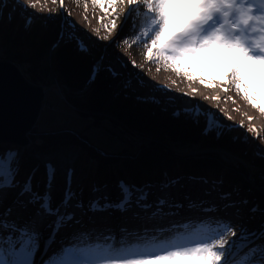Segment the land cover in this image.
Listing matches in <instances>:
<instances>
[{"label": "rangeland", "instance_id": "1", "mask_svg": "<svg viewBox=\"0 0 264 264\" xmlns=\"http://www.w3.org/2000/svg\"><path fill=\"white\" fill-rule=\"evenodd\" d=\"M14 1L0 0V7H4L7 10L8 4L11 3L8 9L9 12H12L11 14L14 15L15 11L20 10L24 17L27 16L28 20H35L37 21V23H41L43 25H48L50 22L54 23L55 21H60L59 25L57 24L60 32L58 33L56 43L59 44L60 40L61 43L64 41H73V43H75L76 40H79L82 46L85 47V50L89 51L91 55L98 57V61L93 66L94 68L90 72L91 80L94 79L96 71L101 68V71L106 73L108 80L112 78V84L110 82L109 83L115 91H128L129 93L136 96L134 98L141 99L144 102L150 103V106H153L147 107L150 112L143 117L141 116L142 121H138L137 126L144 125L145 128L148 129L153 124H159L157 121V117H160V114H173L178 109L181 110L182 108L192 109V111H196L195 109L199 108V113L205 116L207 115V120L210 119L211 123H219L221 125L223 124L224 126H239L240 128L242 127V129H248L249 131H257L258 136L253 140H250L248 144L251 145L255 153L261 156L264 155V112L260 111V106L264 105V66L252 64L242 59L238 61L242 69L247 73L246 79L254 86L253 91L255 93L254 100L256 105L254 106L253 103H250L245 98L243 92H238L231 85V82L229 80L231 66L233 62L237 60V57H235V55L231 52L225 53L222 50L219 52L205 51L203 53V55L205 56L203 60L189 62L193 64L192 67H188L185 65H174L172 62L166 61L162 57H158L155 51L153 52L152 56L149 57L147 55V48L150 46V41L154 33L147 37H145V33L150 32L151 28L154 27V25L151 24L152 14L148 12L144 4V0H140V2L135 5H127L123 0H119L118 4L112 5L113 1L115 0H100V3L104 5L103 8L99 6V3H94L93 0H32L31 4L28 3V0H19V3L17 2V0ZM262 8L264 9V3L262 4ZM184 17H186V12L179 11L176 19L179 21ZM142 22L144 24L138 30V27ZM113 24H115L116 27H112ZM3 25L4 23H0V28H2ZM174 30V28L170 27L169 31L171 32ZM50 36L53 37L52 34ZM56 43H54V45ZM214 53L217 58H221L225 63L223 85L217 88V96L220 97L221 101L219 104V108H217V101L219 100L213 99V89L209 87L211 82L209 81L208 71L210 69V59ZM49 61L51 60H47V63ZM198 69H201L203 71L201 75L204 78H201V82L199 83L196 82L195 84H191V86L195 85L197 89H194V91H189L188 89H186L185 94H181L179 90H176V87L178 85L170 78V74L168 72L172 73L175 78H179L180 75H184L180 73H186L190 71L192 72V74L189 76V78L190 80H192L199 76V72H197ZM156 71L158 72V74L159 72L163 73V76L167 77V82H163L166 80L165 77L161 76L162 78H157L155 75ZM53 72L54 71H51L48 77H52L54 74ZM45 84L48 87L50 85V82L48 81ZM88 89L89 88L82 86L80 91L85 93L88 91ZM67 90L68 89L66 88H62L61 91L59 88H55V94L52 92L53 90H50L49 93H47V103L45 104L44 102L43 107L46 108V111H52V108H54L55 106L57 108V111H53L54 115L51 116L45 115L44 117H42L41 114L40 120L37 121L36 126L31 130L30 138L31 142H33L35 141V139L33 138L34 135L42 132L45 133L47 131H54L56 134L59 132H68L76 135L81 144L76 143L77 146L75 145L77 148L76 154L74 155V157H77L73 172L75 174V177L84 175V171L80 172L79 170H76V168L79 169L80 161H82L83 166L84 160L89 159L87 157L88 152L93 154L91 155L92 158L90 157V159L91 161H93L92 163L94 165H115L130 161L128 169L131 172H136L135 176H139L138 172L140 170L150 172L151 170L155 169L154 167H166L173 163H191V165L193 166L189 168L191 172H204L206 168H209L210 165H212V163L209 160L201 159H215L216 162L217 160H219L220 162L227 164H230L231 162V165L228 164V166L226 167L227 169L231 170V172H237L241 169L237 162L240 163L239 161H242V159L239 157V153L233 151L230 146L232 143L239 147H244V145L238 143L235 138L233 129L228 130L226 127L217 129L220 131L217 133H229L222 134V136L224 135L225 137L224 139H215L216 135H214V139H210L216 144L218 142H221V144L218 145L220 148H216V145L212 146L202 143V138H206V136H200L199 134L195 133L193 134V131L188 130V128L186 127L182 130L178 129L176 125V121L178 120L172 116H169L170 124L168 128L173 129V131L171 132L176 133L174 135L170 133L166 137L164 143H160V146L158 144L149 146L152 143L149 145H145L144 141H141L136 136L130 135L128 131L124 129L123 126L125 125L119 122L124 121L120 118L118 120H112V122L99 119L98 122L97 119L90 117L87 111L82 112L85 113L84 115L76 111L71 106L70 99L67 97ZM63 91L65 97L61 95ZM60 96L64 97V99L60 98ZM57 97L62 100L69 108L68 113L70 117H68L67 111L63 110L64 106L62 104H58L59 100L57 99ZM223 97H226L227 101L224 102V100H222ZM89 98L93 97H87V99ZM154 101H157L158 103ZM245 103L251 104L254 107L253 113L244 108ZM187 104L190 105L187 106ZM157 106L159 109H155ZM138 112L139 111H136V114ZM91 113L94 114L95 112L91 111ZM136 117L139 118V116ZM103 122L105 123V125L101 127V124ZM128 122L129 124H131V121ZM44 126H46V128ZM159 130L169 132L168 130H165L163 128H158L157 130H154V132H160ZM181 133L186 134V136L193 134L192 140H184L186 142L181 143ZM191 141H193L194 143ZM57 145L59 146L61 144ZM70 145L71 144H67V147L66 145H64V148L61 147L60 149H58V147H52L51 150H54L55 148H57L58 150L50 156L51 159L58 158V160L60 161L67 160L66 158L70 156L67 154V148H69ZM146 146L149 149L159 151L160 153V156L157 157V160H153L154 162L149 164V166H143L142 163L138 162L142 161V158L145 154L134 152L138 147H141L142 150ZM121 148L128 149L129 157L125 154L114 155ZM23 149L27 150L26 148ZM84 149H86V152L84 151ZM26 152H29V150H27ZM182 153L193 157H185V155H183ZM61 156L64 157L62 158ZM98 157H101V159H99ZM198 161H201V163H198ZM136 162H138L139 165ZM242 163V165L246 164L244 162ZM88 164L90 165V163ZM152 164L154 165V167H150V165ZM65 176L66 178H68L67 174H65ZM239 176L241 177V179L243 178L246 181V184L263 193L260 196H263L261 197V201L264 202V187L256 185V180L251 177L250 173L248 175L241 174ZM176 178L181 182V184L183 182H194L201 189L217 186L215 188H219V197H217L212 204L216 205L218 203H221L222 206L225 205V210H227L229 206L227 202L234 200L235 198H241L243 200L241 193H238L235 189L227 186L224 182L219 180L207 181L202 179V177L200 176L191 174L180 175ZM177 179L172 181H176ZM78 182L79 181H76V183ZM167 183H170V181L166 182L165 184ZM159 184L162 185L163 183H140L133 184L131 186H135L136 189H140L141 191H144L145 189L147 190L149 187L150 189H152V193L153 191H158L159 189L162 192H165L164 190L166 189L162 188V186ZM38 185L42 186L43 181L39 180ZM46 185L47 183L44 184V189ZM22 187L23 186H20L18 188H10V194H7L6 198L3 199L1 214H3L7 209H11V213L7 217V219L12 218L17 207L21 205L16 201L18 199L22 200V198L18 196V193L21 190L20 188ZM112 187H115L114 189H112V197L117 203V197L121 195L120 185L105 187L107 191L100 193V195H98V198L102 200L103 195L109 192L110 188ZM244 187L247 186L244 185ZM186 193L187 192L183 191L184 197H186ZM73 196L74 198L72 197V199L75 200L77 196ZM77 199L78 201L81 200V198ZM151 199H153V197ZM71 200L69 201V203H76L75 201L72 202ZM105 202L106 201L102 200V205L105 204ZM148 202L149 204H152V201L150 202L149 200ZM193 203H195V200L193 201ZM207 204H210V202H207ZM38 205H40L39 202L37 204H29V214H31L34 210L40 209L37 207ZM152 207L148 208L145 211L148 216L155 213ZM31 208L35 209L30 211ZM63 208L64 206H61L60 213H62ZM250 208L251 206H249L248 203L244 204V206L241 207V212H247L246 216L248 220L252 219V221H249V223L248 220H241L240 223H230L231 221H237L236 218L231 217L232 215L230 212L233 211L230 210L228 211V213L230 214L228 216L229 220H226V223L216 222L214 220L203 222L201 218L202 215L190 218L193 220L192 223H190V219L182 218H178L170 222H164V224L168 223V227L166 228V231L163 232V234H166V236L169 234L175 235L177 233L190 235V232L198 230L199 225L208 226L211 224L208 232L214 230L219 231L220 233H223V239H225L226 241H237L239 243L238 238L241 235V227L245 228L247 232H256L257 230L255 229L259 227L260 230V222L264 219L263 214H261V216L252 217V214L248 213ZM150 209L151 211H148ZM234 210L238 211L236 209ZM26 222L30 221L23 220L19 224L23 225ZM194 222H198L197 227H194L192 225ZM227 223H230V227L228 228L226 227ZM147 226L149 225H146L145 228ZM94 227L95 226H91L92 231ZM86 228H89V226H87ZM166 236L162 235L163 240L166 239ZM197 236L205 237L204 233L199 232ZM214 237L215 236H211V234H208L205 238L210 240ZM66 239L67 238H64V240ZM185 239L187 238L176 239V241L179 243L178 240H182L184 244H187V242H185ZM218 239H221V234L209 242L202 243H214V241ZM255 244H264V240H261ZM174 245L177 246V244ZM188 245L190 246L187 247L195 246L191 245L190 243H188ZM241 250L243 249L238 250L237 248H234L233 255L235 254V252ZM258 259L259 254L257 255V260Z\"/></svg>", "mask_w": 264, "mask_h": 264}, {"label": "snow or ice", "instance_id": "2", "mask_svg": "<svg viewBox=\"0 0 264 264\" xmlns=\"http://www.w3.org/2000/svg\"><path fill=\"white\" fill-rule=\"evenodd\" d=\"M17 2L19 3V0ZM93 2L99 3L101 8L104 7L100 0H93ZM139 2L140 0H129L130 5ZM28 3L31 4L32 0H28ZM144 4L148 12L152 14L151 24L154 25L150 32L145 33V37L154 33L150 46L147 48L149 57L155 51L158 57H162L174 65L192 67L193 64L189 62L203 60L205 51L231 52L237 57L231 66L229 76L231 85L238 92H243L245 98L256 106L254 86L246 79L247 73L238 61L242 59L264 66V14L251 15L250 7L247 10L237 9L238 19L235 22L229 21V11L234 8L231 0H144ZM181 9H191V12L178 21L176 17ZM217 14L223 17L222 23L220 20L214 19ZM253 21L258 22V36H245L242 31L237 33L231 30H222L225 25H229L234 30L241 25L249 26ZM31 22L29 20L28 24ZM112 27H116V25L113 24ZM170 27L175 30L170 32ZM251 31L253 33L257 31V24L252 25ZM260 111L264 112V105L260 106ZM18 172L19 161L16 151H8L5 155H0V191L20 186L19 181L15 179ZM53 178L54 169L48 165V184L46 185L48 189L51 188ZM67 179L68 188L61 201V205L64 207L68 206L74 195L71 191V170H69ZM171 183H175V181ZM163 187H168V184H164ZM120 188L121 199L119 202H106L101 205L100 199L97 198L90 202V210L104 211L108 208H115L125 211L133 202L134 192H140L136 199V203L140 207L144 209L152 207L151 204H140V201L147 200L148 191L146 189L140 191L135 186L125 185L124 182L120 183ZM97 190L93 189V191ZM25 195L29 196L26 203L19 199L16 202L25 207L27 204L39 202L40 208L47 214L56 216L52 225L53 230L45 239L42 233L36 229L34 221L20 225L15 220H8L7 217L10 215L11 209L5 210L3 214H0V217H3L0 218V264H36L37 253L41 250V241H44L45 252H47V249L56 242V236L66 221L73 219L72 213L59 214L61 205H57L56 208L51 207L50 191H46L44 194L33 191L31 177L18 193L19 197ZM104 199L107 201V197ZM157 204L164 205L165 200L161 198ZM76 207L79 208L82 205L78 203ZM174 207H179V205H174ZM257 210V207L251 209L253 212ZM120 231L125 235L119 239L108 230L106 235L99 236L94 244L89 242L87 246L77 243L74 235L70 246H64V242L61 241L59 250L55 251L47 260H43V264H96V261L100 259L105 260L106 264H230V261L235 259L234 248L238 250L249 248V251L238 260V264H253L254 261L256 264H264V244L250 247L255 240H264V230L259 233L255 231L249 233L241 227L239 243L226 241L221 233V239L215 240L214 243H197L192 247L175 246L155 253L147 248L128 246L132 243L128 240V236H136V243H139L140 231L143 232L144 237H147L150 229L129 232L121 228ZM156 231L161 230L157 229ZM257 254H259L258 260Z\"/></svg>", "mask_w": 264, "mask_h": 264}, {"label": "trees", "instance_id": "3", "mask_svg": "<svg viewBox=\"0 0 264 264\" xmlns=\"http://www.w3.org/2000/svg\"><path fill=\"white\" fill-rule=\"evenodd\" d=\"M9 5H11V3L8 4L7 10L4 7H0V23H4L3 27L0 28V58H8L16 61L22 68V71L27 79L35 83L48 80V75L52 69L48 66L47 54L48 50L53 48L51 55V63L54 69L53 75L57 77L58 82L62 85H68V90L66 91L67 97L70 99L71 106L79 113L87 111L90 117L97 119L99 122V119H107H104V117L101 119L99 115H94L91 111H98L99 114H103L104 111H108L109 114L115 113L117 115L116 110L112 109V107L115 105L118 106L120 103H125V109H139L140 105L144 107H153L150 106V103H145L141 99H136L134 96L125 93L124 90L115 94L114 89L110 84L112 78L108 80L106 73L102 72L101 68L96 71L88 91L85 93L81 92V87L91 81L90 72L92 71L94 62L98 60V57L91 55L89 51L85 50V47L82 46L79 40H76L75 43H73V41H64L61 43V40L59 44L56 43L58 33L60 32V29L57 26L60 21H55L54 23L50 22L48 25H43L41 23H37L35 20H31V24H28L30 19L28 20L27 16L24 17L20 10L15 11L14 16L11 14L12 12H9L8 10L10 7ZM51 34L53 37L50 36ZM54 43L56 44L54 45ZM52 92L55 94L54 91ZM87 97L93 98L87 99ZM57 99L59 100L58 104H62L64 106L63 110H66L68 113L69 108L58 97ZM93 99H96L95 103L91 101ZM105 99L110 104V108H104L103 105L105 101L102 102V100ZM83 101H85V107H83L84 104L80 105ZM155 109H159L158 106ZM198 109H195L196 111L184 110L178 114L176 113L170 115L178 120L176 121L178 129L182 130L186 127L188 130L193 131V134L195 133L200 136H206V138H202V143L205 145H216V148H218V145L221 144V142L216 144L210 139H214V135H216L215 139H224L225 137L224 135L222 136V134H227L229 132L217 133L220 132L217 129L226 127L228 130L233 129L236 140L238 143L243 144L244 147H239L233 143L230 146L233 151L239 153L238 155L242 159V161H239L240 163L237 162V164L241 167V169L237 172H231L219 167V165H224L226 168L229 163H222L219 160L216 162L215 159H209V161L216 162L217 164H215V166L210 165V167L206 168L204 172L198 171L192 172L191 174L204 177L207 180L222 181L227 186L235 189L238 193H244L245 189V192L250 195L243 194V200L246 202L249 201L251 207H257V209L264 211V202L261 201V197L263 196H260L263 193L260 191L261 194H259L258 190L253 187H251L252 191H248L251 188L244 187L246 183L242 182V179L239 176L241 174L248 175L250 173L251 177L256 180V185L264 187V155L261 156L255 153L251 145L248 144L250 140H253L258 136L257 131H249L248 129H242V127L240 128L239 126H224L219 123H211L203 114L199 113L200 110ZM53 111H57V108L52 111H46V108H44L42 111V117L45 115H54ZM82 114L84 115L85 113ZM164 116V114H160V118ZM68 117H70L69 113ZM125 121L128 123L127 125L131 126L127 120ZM169 123L170 122L168 120L166 124ZM104 125L105 123L103 122L101 127ZM44 127L46 128V126ZM138 128L140 130H144L141 127ZM193 134L186 136V134L181 133L180 135L182 141H184L192 140ZM33 138L35 141L32 142L33 146L30 148L31 150L29 152H26L27 150L24 149L21 150L20 147L11 143H0V155H5L8 151H16L18 153L19 172L15 179L19 181V183H23L22 181L26 182L28 178L31 177L32 186L40 192L41 186L38 185V181L44 179L48 172L46 166L40 163V157L46 154L53 155L61 147L64 148V145L67 147L68 143L76 142L79 144L80 141L74 134L68 132H59L56 134L54 131H47L45 133L42 132L34 135ZM56 143L61 145L58 146V149L55 148L54 150H51ZM140 154L145 155L142 158V161L137 160L139 163H153V160H157V157L160 156L158 151H154L152 149H143ZM88 155L91 156L93 154L88 152ZM98 158L101 159V157ZM138 162L136 163L138 164ZM242 162L247 163L249 170L242 165ZM88 163H90V165L87 164V166L82 169L86 174L78 187V190L86 194H89L93 189L106 184L117 185L124 182L125 185L131 186L132 184L169 181L174 179L176 176L189 173V168L193 167L191 163H173L166 167L152 166L155 169L150 172L140 170L138 172L139 176H135L136 172H131L128 169L127 165L129 162H123L115 165H94L91 161ZM229 165H231V163ZM79 167L82 168V161H80ZM54 177L58 182L60 181L59 176Z\"/></svg>", "mask_w": 264, "mask_h": 264}, {"label": "bare ground", "instance_id": "4", "mask_svg": "<svg viewBox=\"0 0 264 264\" xmlns=\"http://www.w3.org/2000/svg\"><path fill=\"white\" fill-rule=\"evenodd\" d=\"M127 5L129 4V0H123ZM119 3V0H115L113 1L112 5H116ZM180 12H186V16L190 14L191 9H181L179 10ZM204 56V55H203ZM205 58V56H204ZM215 60V61H214ZM224 62L221 58H217L215 53L212 55L211 59H210V69L208 71L209 73V81L211 82L209 87L213 89L212 92V96L213 99H217L219 101H217L218 106L217 108H219V104H220V97L217 96V88L219 86L223 85V81H224V74H225V67H224ZM197 72H199V76L195 79L190 80L189 76L192 74V72H186V73H180V74H184V75H180L179 78H175L172 73L168 72L170 74V78L178 85L176 87V90H179L181 92V94H185L186 89H188L189 91H194V89H197V87L195 85L191 86V84H195L196 82L199 83L201 82V78H204L201 73H203V71L201 69H198ZM155 75L157 78L159 77H165V81L163 82H167V77L163 76L164 74L156 71ZM161 77V78H162ZM162 82V83H163ZM222 100L227 101L226 97H223ZM190 104H187V106ZM244 108H246L248 111H250L251 113H253L254 107L251 104L245 103L244 104ZM252 117V116H251ZM255 119V117H254ZM40 120V117H39ZM71 144L69 146V148H67L68 151V155H70L68 157V159L66 160V162L68 163H72L73 162V156L76 154L77 151V144L76 142H71L68 143ZM79 144H81L79 142ZM76 145V146H75ZM54 147H58L57 144H54ZM27 150H31L29 146L25 147ZM149 149V148H147ZM84 151L86 152V149H84ZM50 154H46L43 155L42 158L40 157V163L43 164L44 166L51 165V158H50ZM89 159L88 160H84L83 162V166L82 169H84L85 166H87L88 162L91 161L90 156L88 155ZM209 160V159H207ZM230 162V161H229ZM130 163V161H129ZM128 163V165H129ZM198 163H201V161H198ZM212 166H215V164H217L216 162H211ZM231 163V162H230ZM143 166H149V164L151 163H143ZM100 165V164H99ZM127 165V166H128ZM132 165V164H131ZM154 166L153 164L150 165V167ZM205 166V165H203ZM73 168H75L74 166H72ZM219 167H222L228 171H231L227 168L224 167V165H219ZM244 167L249 170V166L247 165V163L244 165ZM59 168L65 169L67 168L66 166L63 165V163H61L59 165ZM73 178H75V176L72 175ZM242 182H246L243 178H242ZM216 181V180H215ZM158 182V181H157ZM165 182H159V183H163L162 188H165L166 190H164L165 192H162L160 189L158 191H153L152 193V189H150L148 187L147 191H148V197L147 200L145 201H140V204H149V200L150 202L152 201L153 207L152 209L155 211V215L150 214V216H148V214L145 213V211L147 209H144L142 207H140L137 203H136V199L137 197L140 195V192H134L133 195V202L131 204L130 207H127L125 211H120V210H116L115 208H108L104 211H91L90 210V202H86V204H81V200L78 201L77 198H80L78 195L75 194L74 191H72L74 193V195L77 196V198H75V200H71L72 202H76L82 205V207H76V203H69L67 207H64L62 209V213H59L60 215H66L68 213H72L73 214V219L70 221H66L65 225L59 230L57 236H56V242L52 244V246L50 248L47 249V251L51 250V249H55L56 245H59L61 243V241H64L65 235H68L69 233H72L75 235V233H78L80 231H85L88 230V228H86L85 225V221L84 220H90L92 223H95V227L93 228V231L90 234L89 240L90 241H96L98 239L99 236H103L107 234V231L110 230L112 233L115 234V236L117 237L119 234V237H122L125 235V233H122L120 231L121 228H124L126 230H128L129 232H132L134 230H143L146 228L150 229L151 231L148 232L147 237H144V234L142 231H140V237L141 239L139 240V243H136L137 241V237L132 235V236H128V240L132 241V243L130 245H137V244H141V243H152V242H156V241H160L163 232L166 231V228L168 227V223L164 222H170L172 220H176L178 218H182V219H190L192 217L195 216H201L205 213V219L211 221L214 220L216 222H222L225 220H228L227 217L230 215L228 212L226 211H222V210H216L214 212H211V209H213V207H208L206 210H202L199 207H203L204 205H206L207 202H210V204L214 203V201L216 200L217 197H219V188H215V187H209V188H200L199 186H197L194 182L192 183H187V182H183L181 184V182L179 180H176L175 183H167L168 187H163V185L166 183ZM55 183V182H54ZM45 183L43 182V185ZM247 188L251 186L246 184ZM23 186V185H22ZM105 187H111V185H105L101 188H98V190L96 191V193L93 194V197L95 199L98 198V195H100V193L106 192L107 190L105 189ZM17 188V187H16ZM115 188V187H114ZM113 187L110 188L109 192L105 193L103 195V201H105L104 197H107V201L106 202H112V203H116L114 198L112 197L113 192L112 189H114ZM21 189V188H20ZM60 188L55 186L54 184L51 185L50 189H47V191H50L51 195H55L52 194L53 192L56 193V190H59ZM67 187L65 188L64 191L59 192L60 194L57 195V198L62 201L64 199L65 196V192H66ZM141 191V190H140ZM183 191L187 192L186 193V197H184ZM248 191H252V188L249 189ZM177 193V194H176ZM258 193L261 194V192L258 190ZM10 194V188L5 189L3 191H0V214H1V210H2V202L3 199L6 198V195ZM40 194H44V193H40ZM86 199H89V195L84 193ZM246 195H250V194H246ZM153 197V199H151ZM8 198V197H7ZM22 200L26 203L29 199L28 195H25L23 197H21ZM74 198V196H73ZM163 198L165 200V204L164 205H158L157 201L159 199ZM100 199V198H99ZM113 199V200H111ZM121 199V195H119L117 197V202H119ZM102 200H100V204L102 205ZM195 200V203H193V201ZM241 198H235L233 200V202L229 203V206L227 208V211H233L230 212L231 213V217L232 218H236L237 221H240L242 219L245 218V214L244 212H241V207L244 206V203H242ZM105 202V203H106ZM177 204L179 205V207H174V205ZM194 204V205H193ZM29 204H27V206H22L19 205L17 207V209L15 210V213L13 215L12 218H8V220H15L18 224L20 222H22L23 220H28V221H33L35 222V227L36 229L42 233L43 237L46 239L49 234L52 232V225L54 224L55 220H56V216L53 215H49L47 214L43 209L40 208V205H38L37 207L40 209L34 210L35 208H31L30 211H32L31 214H29ZM196 205V206H195ZM159 208V211H157V209ZM165 208V209H164ZM134 209V210H133ZM234 209L238 210L235 211ZM148 211H151L148 210ZM39 212V214H38ZM152 213V212H151ZM2 218V217H0ZM202 220L204 219L203 216H201ZM247 218V217H246ZM192 219H190V223H192ZM175 222V221H173ZM231 222H235V221H231ZM162 223V224H159ZM198 222H194L192 225L197 224ZM230 224L226 225V227H229ZM160 229L161 231L157 232L156 230ZM206 228H201L200 230H196V231H192L190 232V235L188 234H175V235H167L166 236V240L170 241L173 239H181V238H191L190 242L192 240H194L193 242H198V232L201 233L202 231H204ZM76 241L80 242L79 237L76 235ZM179 243L177 244V246H185L186 244H184V242H182V240H178ZM87 244L88 241L86 240ZM187 242V241H185ZM190 242H187L190 243ZM255 242L257 243L258 241L255 240ZM258 244H255V246ZM129 246V245H128ZM176 245H173V247H175ZM252 247H255L253 245H251ZM250 246V247H251ZM169 248H172L171 246ZM246 249V252L249 251V248H244L243 250ZM241 250V251H243ZM45 253V247H44V241H41V250L40 252H38L37 254H43ZM54 253L51 252L50 255H52ZM48 258L44 259L47 260ZM36 260H38V258H36ZM40 264V262L38 263ZM230 264H232V262L230 261Z\"/></svg>", "mask_w": 264, "mask_h": 264}, {"label": "water", "instance_id": "5", "mask_svg": "<svg viewBox=\"0 0 264 264\" xmlns=\"http://www.w3.org/2000/svg\"><path fill=\"white\" fill-rule=\"evenodd\" d=\"M52 50L53 48H50L48 50L47 60H51ZM97 61L94 62L93 66ZM48 66L52 69V71H54L51 61L48 62ZM93 66L92 69L94 68ZM92 80L84 85V87L89 88L91 86ZM48 81L50 82V85L47 87L45 83ZM48 81L45 80L40 83L32 82L27 79L22 71V68L16 61L8 58H0V143H11L17 147H20L21 150H23V148H25L26 146H33L30 138V133L31 130L36 126L37 121H39V117L41 116L42 111L45 108L43 106L44 102L45 104L47 103V93L50 90L55 91V88H59L61 91L62 88L68 89V85H62L60 82H58L57 77L54 75L52 77H48ZM120 92L121 91L117 92L114 90L115 94H118ZM124 92L130 94L131 96H134L128 91ZM61 95L64 96V91ZM64 97L60 96V98L62 99H64ZM91 101L95 103L96 99H93ZM103 101H105L103 105L104 108H110V104L108 103V101L106 99L102 100V102ZM154 102L158 103L157 101ZM82 104H84L83 107L86 106L85 101H83L80 105ZM52 109L54 110L56 109V107L54 106V108ZM112 109L116 110L117 115L115 113L109 114L108 111H104L103 114H99L98 111H95L94 115H99L101 119H103L104 117V119H107L111 122L112 120H118L119 118L121 120H124L119 121L125 125L123 126L124 129L127 130L130 135L136 136L141 141H144L145 145H149L152 143L149 146H152L153 144H158L160 146V143L163 144L166 137L170 133L172 135L176 133L171 132L173 131V129L168 128L170 123L166 124V122L170 118L169 116H172L170 114L168 116L165 115L162 118L157 117L159 124H153L148 129H146L144 125L138 126L143 128L145 130L144 131L140 130L137 125L138 121H142L141 116L143 117L150 112L147 107H142L140 105L139 109H125V103H120L118 104V106L115 105L114 107H112ZM184 110L192 109H178L173 114H178ZM136 111L139 112L136 114ZM136 116H139V118H137ZM205 117L207 118V115ZM125 120L131 121V126L127 125L128 123ZM208 121L210 122V119H208ZM158 128H163L165 130H168L169 132L160 130V132H154V130H157ZM183 142L186 141H182L181 143ZM141 147L135 149L134 152L141 153L143 149L148 148L146 146L141 150ZM121 154H125L129 157L128 149L121 148L114 155ZM182 154L185 155V157H193L188 156L184 153Z\"/></svg>", "mask_w": 264, "mask_h": 264}]
</instances>
